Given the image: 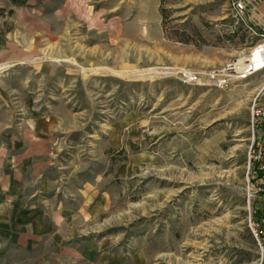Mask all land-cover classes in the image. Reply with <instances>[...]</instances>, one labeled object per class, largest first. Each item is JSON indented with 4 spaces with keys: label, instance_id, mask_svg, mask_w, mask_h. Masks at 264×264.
<instances>
[{
    "label": "rangeland",
    "instance_id": "obj_1",
    "mask_svg": "<svg viewBox=\"0 0 264 264\" xmlns=\"http://www.w3.org/2000/svg\"><path fill=\"white\" fill-rule=\"evenodd\" d=\"M230 1L0 0V125L49 123L0 264H254Z\"/></svg>",
    "mask_w": 264,
    "mask_h": 264
},
{
    "label": "built area",
    "instance_id": "obj_2",
    "mask_svg": "<svg viewBox=\"0 0 264 264\" xmlns=\"http://www.w3.org/2000/svg\"><path fill=\"white\" fill-rule=\"evenodd\" d=\"M258 1L231 0L229 4L235 22L245 27L249 37L255 41L248 54L252 58L245 59L241 69H237L234 63L227 66V70L237 73L240 79L264 72V32L252 25L246 16L247 7ZM186 78L195 81L196 75L191 73ZM263 92L264 85L251 107L252 135L245 167L246 223L256 244L257 257L254 264H264V102L259 98ZM257 202L261 204L257 205Z\"/></svg>",
    "mask_w": 264,
    "mask_h": 264
},
{
    "label": "crops",
    "instance_id": "obj_3",
    "mask_svg": "<svg viewBox=\"0 0 264 264\" xmlns=\"http://www.w3.org/2000/svg\"><path fill=\"white\" fill-rule=\"evenodd\" d=\"M246 16L264 32V0L248 6ZM48 124V121L28 120L21 133H7L5 126L0 125V226L4 232L6 228L13 229L4 223L15 221L20 210L16 200L22 196L20 191L28 175H36L48 155ZM0 234L6 236L1 229Z\"/></svg>",
    "mask_w": 264,
    "mask_h": 264
},
{
    "label": "bare ground",
    "instance_id": "obj_4",
    "mask_svg": "<svg viewBox=\"0 0 264 264\" xmlns=\"http://www.w3.org/2000/svg\"><path fill=\"white\" fill-rule=\"evenodd\" d=\"M255 57V56H254ZM251 59L252 58V56H250V55H247L244 59H243V61L240 63V65L239 64H235L236 66V68L237 69H241V67L243 66V62H244V60L245 59ZM159 72H161V71H159ZM159 72H157V70H147L146 72H143V73H139L138 75H141V76H149V75H151V74H159ZM137 76V75H136Z\"/></svg>",
    "mask_w": 264,
    "mask_h": 264
}]
</instances>
